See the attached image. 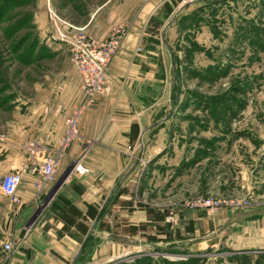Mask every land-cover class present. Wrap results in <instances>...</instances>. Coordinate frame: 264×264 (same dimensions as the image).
Instances as JSON below:
<instances>
[{"label": "rangeland", "instance_id": "374dc122", "mask_svg": "<svg viewBox=\"0 0 264 264\" xmlns=\"http://www.w3.org/2000/svg\"><path fill=\"white\" fill-rule=\"evenodd\" d=\"M103 1L0 0V144L37 115L43 56L58 46L71 63L70 45L53 39L48 7L61 31L86 35L82 23ZM183 1L192 2L170 23V37L164 34L175 72L170 68L151 113L153 123L166 118L143 135V158L127 181L137 206L173 213L167 221L174 226L172 240L152 246L143 238L113 237L124 250L106 262L116 247L97 248L90 258L101 241L91 236L76 264H264L263 248L233 245L239 226L187 237L192 215L208 212L183 205L204 196L247 204L238 210H264V0H181L174 11ZM139 149L136 142L131 165ZM123 182L120 176L112 192ZM9 203V196H0V218ZM247 219L261 223L262 215L242 217L240 224Z\"/></svg>", "mask_w": 264, "mask_h": 264}, {"label": "crops", "instance_id": "0c3cea01", "mask_svg": "<svg viewBox=\"0 0 264 264\" xmlns=\"http://www.w3.org/2000/svg\"><path fill=\"white\" fill-rule=\"evenodd\" d=\"M174 6L173 0H104L91 10L82 23L87 40L103 42L115 31L117 34L105 64L104 85L107 89L91 100H87L83 90L82 76L58 46L43 56L44 73L39 76L43 79L38 80L37 115L0 144V179L22 164L30 165L52 155L58 156L56 180L37 190L34 185L37 175L22 172L16 190L18 202L10 199L0 218V264H71L85 237L77 225L90 228L93 220L72 214L70 207L82 214H85L87 204L97 206L99 210L103 200L111 199L122 187H127V192L117 201L110 204L108 199L110 205L105 209L108 211H104L101 219L105 227L100 229L99 221L92 233L101 241L94 246L90 258L97 248L109 247L117 250L113 249L111 256L108 252L106 262L118 257L124 248L120 243H113V237L130 242L143 238L150 244L158 239L172 240L174 226L167 223L166 215L159 221L164 232L157 234V222L145 209L137 206L135 195L127 185L130 176L114 193L112 190L131 165L140 132L154 122L151 113L159 104V88L166 82L170 68L173 69L171 56L162 45L161 28L166 22L168 7L173 12ZM154 21H161V25L154 28ZM165 33L166 38L170 37V26ZM78 108H81L79 135L69 149L60 154L59 140L64 134V121ZM28 143L41 146V150L30 155L26 150ZM79 165L87 166L89 174L77 176L75 167ZM0 196L6 198L1 190ZM2 211L0 208V214ZM258 211L217 210L200 213L202 216L193 214L188 224L183 222L184 217L180 221L182 228L185 224L184 231L189 223L194 224L195 219L199 221L191 231H185L187 237L200 229L211 237L239 226L232 233L235 248L264 249V210ZM250 214H261V223L247 219L246 224H240L241 218ZM142 224H146L145 228H141ZM131 228L134 233L128 232ZM168 234L170 240L166 238ZM147 235H155L158 239L148 240ZM8 239L15 243L11 252L2 249V243Z\"/></svg>", "mask_w": 264, "mask_h": 264}, {"label": "built area", "instance_id": "2783aa9c", "mask_svg": "<svg viewBox=\"0 0 264 264\" xmlns=\"http://www.w3.org/2000/svg\"><path fill=\"white\" fill-rule=\"evenodd\" d=\"M141 2L145 0H139ZM49 8L50 23L54 38L70 45L71 49V64L77 69L83 79V90L87 100H91L95 95L105 91L107 88L104 85L105 79V64L110 56L111 49L117 41L116 31L109 36L106 41L93 42L86 38L82 32L76 30L74 32L61 31L57 26V21L54 16V10ZM81 108H78L74 114L65 119V131L59 140V153L66 152L73 141L79 135L78 115ZM26 150L30 155H34L41 150L35 143H28ZM58 164V156L46 155L41 160H35L32 164H22L20 168L3 175L0 179V190L9 196L11 201L18 202L16 190L21 183L22 172L30 171L37 175L34 182L37 190H42L47 184H52L56 180V167ZM89 168L85 165L75 167V173L79 177L89 174ZM184 206L190 208H203L208 213L219 209L223 210H238L244 208L247 204L240 200L212 198L198 196L186 200ZM173 213L169 212L166 216V221L172 218ZM2 249L5 252L13 250V241L8 239L2 243Z\"/></svg>", "mask_w": 264, "mask_h": 264}, {"label": "trees", "instance_id": "16d2710c", "mask_svg": "<svg viewBox=\"0 0 264 264\" xmlns=\"http://www.w3.org/2000/svg\"><path fill=\"white\" fill-rule=\"evenodd\" d=\"M180 1L181 0H173V3H174V5H176L177 2H180ZM171 12H172V8L168 7L167 12H166V16H168ZM150 20H152V18ZM153 24H154V28L155 27H159L161 25V21H154ZM125 192H127V188H119L117 190V192L111 197L112 202L117 201L119 199V196L122 193H125ZM138 207L141 208V209H145L146 213L148 214V216H150L152 220L157 222V224L155 225V228H156V231H157L156 233L157 234L163 233L164 232V229H163L164 227L159 224V221L164 219L165 214L164 213L155 212V210H153L152 208L146 207V206H144L142 204H138ZM70 211H71L72 214H76V215H78V217L80 216L83 219H85L86 217H89L90 219L94 220V218L96 217V214L98 212V208H97V206H94L92 204H87V209L85 211V214H82V212L80 210H78V209H76L74 207H70ZM145 226H146V224H142L141 228H145ZM168 226H169V224H168ZM98 227L100 229L104 228L105 227L104 222L100 221ZM77 228H79L80 233H82L83 235H86L89 227L87 225L86 226L85 225H83V226L77 225ZM188 229H189V231L192 230V224L189 223V226H187V230ZM128 232L134 233L135 230H134V228H131V229H128ZM91 236L92 235H89V237L87 239V242L85 244V247H84V249H83L81 254H84L86 252V248L88 247V243H89V240H90ZM146 238L148 240H157L158 239L155 235H147ZM166 238L168 240H170L171 239L170 234H168V236H166ZM133 264H141V259L135 260V262Z\"/></svg>", "mask_w": 264, "mask_h": 264}, {"label": "water", "instance_id": "95a60500", "mask_svg": "<svg viewBox=\"0 0 264 264\" xmlns=\"http://www.w3.org/2000/svg\"><path fill=\"white\" fill-rule=\"evenodd\" d=\"M192 1H183V3L172 13L171 17L163 24L162 28H161V37H162V41L163 43L165 44V47L166 49L168 50L170 56H171V64H172V67H173V72H175V65H174V60H173V57H172V53H171V49H170V46L164 36L165 34V30L166 28L170 25V23L175 19L176 15L183 9L185 8L186 6H188ZM166 118V116H164L161 120L155 122V123H152L151 125L145 127L141 132H140V135H139V138H138V143L140 145V149H139V152L136 156V158L134 159L132 165L121 175V181H124L129 174H131L134 169L137 167V165L139 164V162L142 160L143 158V152H144V145H143V135L146 131H148L149 129L153 128L154 126L158 125L162 120H164ZM118 186L117 188H115L116 190L119 188L120 184L118 183ZM108 197L104 200L103 204L101 205L100 209L98 210L97 214H96V217L94 218V222L92 224V226L89 228L87 234L85 235L74 259L72 260L71 264H76L79 256L81 255L84 247H85V244L87 242V239L89 237L90 234H92L95 229H96V226L100 220V217L105 209V206L108 202Z\"/></svg>", "mask_w": 264, "mask_h": 264}]
</instances>
